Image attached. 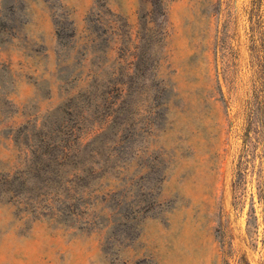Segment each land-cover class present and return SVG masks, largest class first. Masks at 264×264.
Here are the masks:
<instances>
[{
	"label": "rangeland",
	"instance_id": "obj_1",
	"mask_svg": "<svg viewBox=\"0 0 264 264\" xmlns=\"http://www.w3.org/2000/svg\"><path fill=\"white\" fill-rule=\"evenodd\" d=\"M0 264H264V0H0Z\"/></svg>",
	"mask_w": 264,
	"mask_h": 264
}]
</instances>
